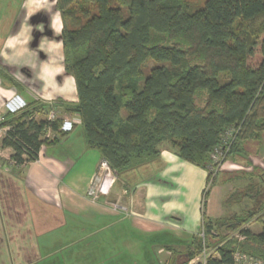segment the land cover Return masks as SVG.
<instances>
[{
  "label": "trees",
  "instance_id": "1",
  "mask_svg": "<svg viewBox=\"0 0 264 264\" xmlns=\"http://www.w3.org/2000/svg\"><path fill=\"white\" fill-rule=\"evenodd\" d=\"M55 8L77 101H34L6 115L0 149L13 151L17 167L36 161L41 146L69 133L59 115L46 119L55 109L78 120L85 146L116 178L158 160L164 146L206 170L203 209L220 173L210 171V154L226 129L237 133L221 165L264 137V0H56ZM240 192L224 203L250 197ZM255 205L227 220L202 214L203 238L192 236L183 254L168 249L164 264H189L203 251V264H233L236 252L264 263V202ZM252 222L258 233L245 227ZM223 227L244 238L222 235Z\"/></svg>",
  "mask_w": 264,
  "mask_h": 264
},
{
  "label": "crops",
  "instance_id": "2",
  "mask_svg": "<svg viewBox=\"0 0 264 264\" xmlns=\"http://www.w3.org/2000/svg\"><path fill=\"white\" fill-rule=\"evenodd\" d=\"M55 1L0 0V112L14 94L27 103L77 101L74 79L64 68ZM64 115L63 120L75 123L73 130L58 143L41 146L36 161L17 167L13 151L0 149V264H128L127 259L161 264L164 250L170 256V250L186 247L200 233L202 214L212 221L237 216L232 212L221 218L219 209L210 207L215 184L202 209L206 170L182 161L166 146L158 160L122 175L130 182L119 176L107 195L93 200L87 191L102 159L85 146L82 132L72 137L79 122ZM243 148L245 154L222 165L216 184L230 186L240 178L264 185V137ZM234 205L225 204L226 210ZM128 226L132 241L120 244V232ZM159 237L178 246L155 242ZM140 238L151 241L144 259ZM115 245H123L126 254L121 256Z\"/></svg>",
  "mask_w": 264,
  "mask_h": 264
},
{
  "label": "built area",
  "instance_id": "3",
  "mask_svg": "<svg viewBox=\"0 0 264 264\" xmlns=\"http://www.w3.org/2000/svg\"><path fill=\"white\" fill-rule=\"evenodd\" d=\"M27 106V102L19 95L14 94L9 99H7L3 105L1 106L0 112V124L5 122L6 115L8 114H17L24 110ZM55 112L53 109L48 111L47 120H55L57 117L55 116ZM73 127V122L70 120H63L61 127L59 128L60 131L63 132H70ZM9 127H2L0 128V139L4 136V133L7 131ZM51 132L47 131V137ZM237 131L233 127H229L226 129L224 137L221 139V143L218 147L214 148L210 154V160L212 165L210 166V171L217 172L221 169L222 165L221 162L226 157L230 146L235 138ZM14 163V162H13ZM214 166V168H213ZM216 166V167H215ZM116 182V176L109 168L108 164L105 161H100L96 173L92 182L90 183L87 191V195L92 198L93 200H97L98 197L102 195H107ZM118 208L117 205H115ZM200 236L203 238V230L200 231ZM237 238L242 240L244 236L238 234ZM206 257L205 251L202 252L201 256L197 259H194L193 263L200 262L204 263ZM233 264H264L261 260L255 259L249 255L241 254V253H234L233 254Z\"/></svg>",
  "mask_w": 264,
  "mask_h": 264
},
{
  "label": "rangeland",
  "instance_id": "4",
  "mask_svg": "<svg viewBox=\"0 0 264 264\" xmlns=\"http://www.w3.org/2000/svg\"><path fill=\"white\" fill-rule=\"evenodd\" d=\"M186 1H188L189 3H191L192 5H194V6H202L203 5V3H204V1L205 0H186ZM146 72H147V68L144 70V73L146 74ZM54 110V112H55V116L57 117L58 115H60V114H63V115H61V117H64L65 115H64V113L63 112H61L60 114H58L57 115V113H58V111L57 110H55V109H53ZM47 115H48V113L46 114V119H47ZM59 117V116H58ZM74 133H73V136L72 137H75V138H78V137H81V132H82V129H81V127H79V126H77L76 128H75V130L73 131ZM71 134V133H70ZM76 140H78V139H76ZM94 153H97V151H95ZM99 164V163H98ZM98 164L96 165V170H97V166H98ZM224 164V163H223ZM221 170V169H220ZM219 170V171H220ZM95 173H96V171H95ZM242 173V172H241ZM241 175H244V174H241ZM224 177V175L222 176V178ZM228 177V176H227ZM121 178V181H123V182H126V183H128V182H130V181H126V179H125V177L124 178H122V176L120 177ZM219 181H217V183H218ZM251 182V184H249ZM116 183V182H115ZM229 184H231L230 186H228V185H222V186H219V184H215L214 185V187H213V192H212V195H211V199H210V207H216L217 208V210L219 211V213H218V211H216L217 212V216H222L221 218H226L227 216H229L232 212H235L237 215H241V214H243V213H245L246 212V210H249V209H253V208H256V203H262V202H264V185L262 186L261 184L260 185H258V184H256V182H253V181H251V180H249V179H245V180H242V179H235V180H233L232 182H230ZM248 185H251V188H253L254 190H253V192H250V190H248V188H246ZM250 187V186H249ZM215 188V189H214ZM230 188H232L234 191H241L240 193L242 194V193H244L245 191L246 192H248L249 191V195H250V197H248V196H242L241 197V199L239 200V201H237L235 204L236 205H234V206H232V207H230L229 209H227L226 210V206H225V203H224V201H225V199H227V197L229 196L228 195V192H229V190H230ZM232 190H230V192H231ZM220 192L222 193V195H220ZM229 192V193H230ZM233 192V191H232ZM257 192V193H256ZM255 193H256V195H255ZM255 195V196H254ZM223 196V197H222ZM259 201V202H258ZM221 202H222V204H221ZM222 205V206H221ZM219 206V207H218ZM224 206V207H223ZM220 207H222V208H220ZM225 211H227V212H225ZM224 214V215H223ZM122 227V226H121ZM247 229H249L250 231H251V233H257V232H259V230H260V225L258 224V223H256V222H252V223H250V224H248V225H246L245 226ZM200 229H201V225H200ZM122 230V229H121ZM111 231H114V228H112V229H110L109 230V233L111 232ZM221 233H222V235H227V234H230V235H232V236H235V238H237V233H229V232H227L226 231V229L223 227L222 229H221ZM54 235H57V234H54ZM120 236H121V238H119L120 239V244H122L123 243V241L124 240H126V239H129V241H132L131 240V238L133 237V234H132V231H130V227L128 226L126 229H124V230H122L121 232H120ZM134 239H137L138 240V238L137 237H135ZM238 239V238H237ZM140 240H141V242H143V243H141V246L142 247H140L141 248V251H142V255H141V258H143L144 259V255L146 254V253H144L143 251H148L149 249H147L148 247H149V245L151 244L150 242L151 241H149L150 239L148 238H140ZM239 240V239H238ZM157 241H160V242H163V243H165V244H168L169 242L171 243L172 241H168L167 240V237H159V239H157L155 242H157ZM113 242V241H112ZM110 243V242H109ZM169 243V244H170ZM140 244V243H139ZM178 243L177 242H172L171 243V245H173V246H178L177 245ZM187 244V243H186ZM116 246V245H115ZM123 246V245H122ZM122 246H120V247H122ZM181 246V247H180ZM179 247H174V251H175V253H177V254H183L185 251H186V249H187V247H184L185 245H180ZM117 247V246H116ZM120 247H117V249L119 250L120 249V253L119 254H121V256H123V255H125L126 254V252L124 251V249L123 248H120ZM109 248H112V249H114L115 247L113 246V243H112V245H111V243L109 244ZM127 255H128V253H127ZM159 257H160V263L162 264H164L165 263V260L167 261L168 259H169V255L168 254H165V250H164V252H162L160 255H159ZM52 261V260H51ZM124 261H125V259H124ZM132 261V259H127V262H128V264H130V262ZM125 263H126V261H125Z\"/></svg>",
  "mask_w": 264,
  "mask_h": 264
}]
</instances>
